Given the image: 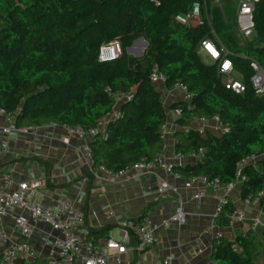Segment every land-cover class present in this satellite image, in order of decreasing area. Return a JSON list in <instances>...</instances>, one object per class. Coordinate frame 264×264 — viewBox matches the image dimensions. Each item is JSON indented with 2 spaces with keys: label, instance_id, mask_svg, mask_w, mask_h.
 Segmentation results:
<instances>
[{
  "label": "trees",
  "instance_id": "obj_1",
  "mask_svg": "<svg viewBox=\"0 0 264 264\" xmlns=\"http://www.w3.org/2000/svg\"><path fill=\"white\" fill-rule=\"evenodd\" d=\"M191 1L0 0V103L16 115L18 124L83 127L108 118L117 106L120 114L106 124L108 137L99 134L91 142L96 161L110 171L154 160L164 149L162 127L169 110L179 107L182 114L175 117L176 123L191 131L182 132L176 150L187 155L202 147L205 155L175 170L218 177L227 184L237 179L238 163L254 155L242 167L240 190L243 198L255 196L264 190V95L251 88L244 94L225 88L216 66L198 51L200 39L210 32L208 22L188 25L177 17ZM221 1L222 8L216 0H207L210 21L249 85L251 69L242 54L264 62V0L255 4L254 32L242 45L236 32L237 0ZM138 37L148 46L143 55L130 56L127 49ZM114 39L121 42V57L99 61L102 43ZM155 63L166 76L167 88L177 82L187 85L194 93L191 102L178 100L167 107L161 86L149 77ZM121 92L132 97L117 101ZM214 115L231 130L201 135L194 119ZM260 207L264 212V195ZM233 210L230 203L225 206L219 215L223 225ZM112 227L89 228L86 238L97 241ZM234 242L243 245L244 252H234ZM261 253L264 233L258 229L234 240L223 236L213 250L218 264H259Z\"/></svg>",
  "mask_w": 264,
  "mask_h": 264
},
{
  "label": "crops",
  "instance_id": "obj_2",
  "mask_svg": "<svg viewBox=\"0 0 264 264\" xmlns=\"http://www.w3.org/2000/svg\"><path fill=\"white\" fill-rule=\"evenodd\" d=\"M143 38L136 39L133 44L134 47L143 40L142 45H145L141 52L145 51L148 43ZM202 56L205 59V56ZM159 86L163 90L164 99L168 88L164 84ZM182 95L181 92H176L179 100L183 98ZM172 102L174 101L168 99L167 107L170 108ZM114 110L109 117L113 116ZM168 114L169 133L164 137L163 152L168 160H173L175 146L184 130L183 125L176 123L173 111L169 110ZM4 122V118L0 117V143L3 140L8 141L9 151L0 155V169L9 175L13 187L17 182L31 178H50L44 187L29 191L28 197L41 204L54 205L60 193L65 192L75 206L85 212V223L80 227L82 234L85 230L89 231V228L113 224L96 242L104 245L109 236L120 238L122 231L116 225V217L119 215L138 219L146 217L159 225L153 244L143 251H136L133 243H130L122 262L112 260L111 264H160L168 255L173 257V264H218L213 254L217 233H222L231 240L245 235L249 229H258L264 233V212L260 205L245 204L241 196V183L235 182L227 197L234 209L245 211L246 219L233 225H223L220 216L216 215L218 192L193 181L191 176L183 175L178 170L169 172L160 169V178L167 180L170 185L164 193L158 191L161 181L152 173L144 174L139 180L119 183L106 171H91L84 156L76 149L81 140L71 136L69 142L63 141L67 135L63 126L50 123L19 124L29 125L31 128L27 132L3 133L1 126ZM210 131L219 134L214 127L208 128L206 133ZM190 162L195 161L186 156L181 164L177 162L176 166ZM199 191H204L203 198L193 199L192 195ZM180 204L187 213L183 224L172 220V215ZM259 214L261 224L256 226L254 218ZM13 215L27 217L28 212L9 209L3 217V225L9 236L19 239L20 234L15 228ZM54 234L48 225L37 223L30 241L36 252L33 264H36L38 259H48L50 263ZM85 236L87 237L86 234ZM18 264L24 262L19 260Z\"/></svg>",
  "mask_w": 264,
  "mask_h": 264
},
{
  "label": "built area",
  "instance_id": "obj_3",
  "mask_svg": "<svg viewBox=\"0 0 264 264\" xmlns=\"http://www.w3.org/2000/svg\"><path fill=\"white\" fill-rule=\"evenodd\" d=\"M259 0H237L235 23L238 32L242 38L247 41L251 38L254 32L253 11L256 2ZM217 5L222 8L223 2L216 0ZM178 19L188 25H200L205 21L210 26V32L205 34L199 41L198 51L205 59L216 66V71L220 76L223 85L226 89L237 93L244 94L251 88L253 92L259 96L264 95V62L249 56L245 52L242 57L249 61L251 74L249 77V85L239 76V71L236 69L232 58L233 51L228 45L223 42L214 26L210 21V13L207 7V0H192L187 11L178 14ZM135 42V41H134ZM134 44V43H133ZM133 44L128 50L134 49ZM99 61L107 62L114 61L122 55V45L120 40L104 42L99 48ZM149 77L156 84H164L166 82L165 74L160 70L158 64H154ZM109 89V88H108ZM179 91L183 95L181 101L191 102L194 98V93L191 92L187 85L182 82H177L167 89L164 98L165 104L167 100L178 101L179 97L176 92ZM132 97L130 92H121L117 95V101L129 99ZM118 109L114 110L113 116L119 115ZM174 117L182 114V109L177 107L173 110ZM0 117H3L5 122L1 126L3 133L29 131L31 126H20L16 121V115L7 110L0 103ZM109 120L107 116L102 117L95 125L91 127L72 126L63 124L67 130V135L64 137V142H69L71 136L78 137L81 142L76 146V149L81 153L87 161L92 172L106 171L119 183L129 180H139L144 174L152 173L160 179L158 191L164 193L169 188L167 180H162L159 176L160 169L165 171H175L176 163L184 160L186 156L193 161L205 155V149L199 148L197 151L190 152L187 155L178 150L173 152V160H168L164 152L156 156L154 160H139L131 165L120 168L117 171H110L104 165L98 163L95 159L94 149L91 145L92 140L96 139L99 134L105 138L108 137L106 124ZM196 130L205 135L210 127H214L218 133H227L231 130L229 124L223 122L218 115L212 118L199 116L194 119ZM51 125H59L51 122ZM163 137L169 133L168 121L163 125ZM184 133H189L191 128L188 125H183ZM9 151V142L3 140L0 143V155ZM254 155H249L243 158L238 163V176L234 182L224 184L218 177H210L206 174L191 175L193 181L201 183L212 188L217 194L216 215L224 212V208L229 204L227 197L228 192L232 189L235 182L241 183L245 176L241 174L242 167L252 161ZM50 178L36 177L28 180L19 181L13 187L9 175L0 169V264H18L21 260L24 264H33L36 257V252L31 245V238L35 232L37 223L48 225L54 234V244L51 251L50 264H111L112 260L120 263L123 260L124 254L128 250V245L133 243V248L136 251H143L149 245L156 241V231L159 225L148 218H135L119 215L116 217V225L121 229L122 235L120 238L109 236L105 240V244L101 245L93 239H87L88 230L82 234L80 227L85 223V212L75 206L73 200L65 193L61 192L59 198L54 205L41 204L34 199L28 197L29 191H36L44 187ZM264 195V190L260 191L253 197L244 198L245 204L260 205L261 197ZM204 196V191H199L192 195L193 199H201ZM9 209H19L28 212V216L13 215L15 228L18 230L19 239H12L9 236L3 225V217ZM186 211L183 205L180 204L175 213L172 215V220L183 224L186 221ZM246 219L245 211L234 209L229 216L228 223L233 225L236 222H244ZM256 226L261 224V214L254 218ZM223 237L222 233L216 234L214 245L218 246ZM231 249L236 253L244 252V247L238 242L231 245ZM160 264H173V257L168 255L164 257Z\"/></svg>",
  "mask_w": 264,
  "mask_h": 264
},
{
  "label": "rangeland",
  "instance_id": "obj_4",
  "mask_svg": "<svg viewBox=\"0 0 264 264\" xmlns=\"http://www.w3.org/2000/svg\"><path fill=\"white\" fill-rule=\"evenodd\" d=\"M210 5H213V1L212 2H210ZM235 7L237 6V3L235 2V5H234ZM233 19H234V17H233ZM235 27V26H234ZM231 30L233 31V27L231 26ZM236 30V29H235ZM236 32H237V40L239 41V43H240V45H242V44H244L245 43V40L242 38V36L240 35V33L236 30ZM138 38H140V37H138ZM138 38H136V39H138ZM119 40V39H118ZM142 41V43H143V40H141ZM142 43H140V42H138L135 46H134V49H133V51H129L128 49H127V53H128V55H130V56H137L142 50H143V47H144V45L145 44H143L142 45ZM141 44V45H140ZM257 261H258V263H260V264H264V253H261L260 254V256L258 257V259H257ZM36 264H50L49 263V260L48 259H38V261H37V263Z\"/></svg>",
  "mask_w": 264,
  "mask_h": 264
},
{
  "label": "water",
  "instance_id": "obj_5",
  "mask_svg": "<svg viewBox=\"0 0 264 264\" xmlns=\"http://www.w3.org/2000/svg\"><path fill=\"white\" fill-rule=\"evenodd\" d=\"M143 39H144V38H143ZM147 46H148V43H147L146 47H147ZM146 47H145V48H146ZM143 53H144V52H140L137 56H141V55H143Z\"/></svg>",
  "mask_w": 264,
  "mask_h": 264
}]
</instances>
